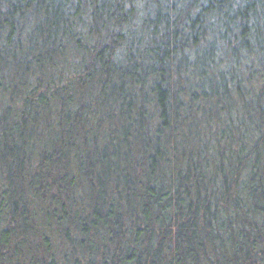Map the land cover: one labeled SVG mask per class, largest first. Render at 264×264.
<instances>
[{"label": "trees", "instance_id": "16d2710c", "mask_svg": "<svg viewBox=\"0 0 264 264\" xmlns=\"http://www.w3.org/2000/svg\"><path fill=\"white\" fill-rule=\"evenodd\" d=\"M0 264H264V0H0Z\"/></svg>", "mask_w": 264, "mask_h": 264}]
</instances>
